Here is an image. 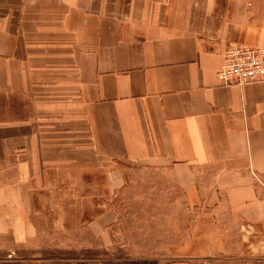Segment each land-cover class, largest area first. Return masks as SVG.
I'll return each mask as SVG.
<instances>
[{"label": "crops", "instance_id": "1", "mask_svg": "<svg viewBox=\"0 0 264 264\" xmlns=\"http://www.w3.org/2000/svg\"><path fill=\"white\" fill-rule=\"evenodd\" d=\"M236 44L264 49V0H0V247H126L138 171L193 211L151 264H264V80L216 77Z\"/></svg>", "mask_w": 264, "mask_h": 264}, {"label": "rangeland", "instance_id": "2", "mask_svg": "<svg viewBox=\"0 0 264 264\" xmlns=\"http://www.w3.org/2000/svg\"><path fill=\"white\" fill-rule=\"evenodd\" d=\"M127 189L118 196L120 227L126 247L109 250L84 247L94 244L71 227L70 238L63 233L40 241L43 246H13L6 238L0 247V264H151L172 258L169 247L187 234L193 215L181 192L165 184L158 174L132 171ZM133 176V177H132ZM242 259L234 256L233 262Z\"/></svg>", "mask_w": 264, "mask_h": 264}, {"label": "built area", "instance_id": "3", "mask_svg": "<svg viewBox=\"0 0 264 264\" xmlns=\"http://www.w3.org/2000/svg\"><path fill=\"white\" fill-rule=\"evenodd\" d=\"M224 86H244L264 80V49L241 44L229 46L216 72Z\"/></svg>", "mask_w": 264, "mask_h": 264}]
</instances>
